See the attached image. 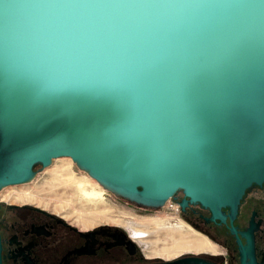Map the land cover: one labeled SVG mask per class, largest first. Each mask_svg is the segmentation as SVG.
<instances>
[{
    "label": "water",
    "instance_id": "obj_1",
    "mask_svg": "<svg viewBox=\"0 0 264 264\" xmlns=\"http://www.w3.org/2000/svg\"><path fill=\"white\" fill-rule=\"evenodd\" d=\"M62 157L224 220L264 182V0H0V192Z\"/></svg>",
    "mask_w": 264,
    "mask_h": 264
},
{
    "label": "flooded vegetation",
    "instance_id": "obj_2",
    "mask_svg": "<svg viewBox=\"0 0 264 264\" xmlns=\"http://www.w3.org/2000/svg\"><path fill=\"white\" fill-rule=\"evenodd\" d=\"M172 200L160 208L166 218L205 238V248L165 256L158 253L162 244L123 225L82 228L38 207L0 200V264H264V182L247 188L237 204L223 206L224 220H212V210L183 190Z\"/></svg>",
    "mask_w": 264,
    "mask_h": 264
},
{
    "label": "rangeland",
    "instance_id": "obj_3",
    "mask_svg": "<svg viewBox=\"0 0 264 264\" xmlns=\"http://www.w3.org/2000/svg\"><path fill=\"white\" fill-rule=\"evenodd\" d=\"M69 162L72 165H69ZM67 165L71 167V172L75 174L73 177L76 179L86 178L97 184L95 186L88 183L82 188L88 193H91V196H86L82 189L64 180L66 176L63 179L59 176V172L65 169L64 167L67 168ZM36 170L37 174L35 178L29 183L4 188L0 192V200L26 203L38 207L82 228H92L106 223L123 225L131 229L134 236L136 235L135 230L145 231L147 238H153L158 229L182 230L186 233L193 234L188 226L175 222L174 220L169 221L165 216L166 209L146 212L136 208L134 204L115 196L103 188L95 179L91 178L87 172L79 169L69 157L54 159L52 164L44 169L41 168V165H38ZM95 191L101 194L100 197L94 194ZM24 193L32 194L33 197L28 201H20L19 195L22 196ZM92 219L95 220L94 223L91 222ZM146 219H154L159 223L157 225L158 228L149 229L146 224L141 222ZM144 242L145 247H147L146 245L149 247L152 246L148 241Z\"/></svg>",
    "mask_w": 264,
    "mask_h": 264
},
{
    "label": "bare ground",
    "instance_id": "obj_4",
    "mask_svg": "<svg viewBox=\"0 0 264 264\" xmlns=\"http://www.w3.org/2000/svg\"><path fill=\"white\" fill-rule=\"evenodd\" d=\"M68 164L72 165L71 162H69ZM69 165H67L68 166L67 168L64 167L65 169H62L59 172V176L62 177V179L66 176L64 180L75 184L80 189L84 188V185L88 183H90L91 185H95V186L97 185L95 182H91V180L89 179L84 178V179L78 180L75 177H73V175L75 176V174H73L74 172L73 173L71 172V167H69ZM83 191L86 196H91V193H88L85 190ZM94 194H96V196L98 197H100L101 195L100 193H97L96 191L94 192ZM32 197L33 195L29 193L28 194L24 193L22 194V196L19 195L20 201H28ZM91 222L94 223L95 220L92 219ZM141 222L146 224L149 227V229L156 228L157 225L159 224L154 219H146ZM138 232L141 233L140 238L145 237V236H142V235H145L146 233L145 231L141 230ZM156 232L157 233L154 235L153 238L150 237L148 239H150L149 241H152L154 245L162 244L163 249L160 250L158 253L165 255V256H172L174 254H178L185 250H192V249L199 250V249L205 248L208 245V241L205 238L195 233L189 234L182 230H169V229H165V230L158 229V231L156 230Z\"/></svg>",
    "mask_w": 264,
    "mask_h": 264
},
{
    "label": "built area",
    "instance_id": "obj_5",
    "mask_svg": "<svg viewBox=\"0 0 264 264\" xmlns=\"http://www.w3.org/2000/svg\"><path fill=\"white\" fill-rule=\"evenodd\" d=\"M169 205H174V202L172 199L168 200L167 203H166V206H169Z\"/></svg>",
    "mask_w": 264,
    "mask_h": 264
},
{
    "label": "trees",
    "instance_id": "obj_6",
    "mask_svg": "<svg viewBox=\"0 0 264 264\" xmlns=\"http://www.w3.org/2000/svg\"><path fill=\"white\" fill-rule=\"evenodd\" d=\"M36 168V167H35Z\"/></svg>",
    "mask_w": 264,
    "mask_h": 264
}]
</instances>
